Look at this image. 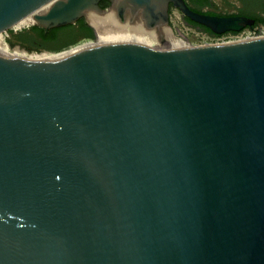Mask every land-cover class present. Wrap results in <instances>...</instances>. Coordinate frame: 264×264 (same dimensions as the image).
<instances>
[{"label":"water","instance_id":"obj_1","mask_svg":"<svg viewBox=\"0 0 264 264\" xmlns=\"http://www.w3.org/2000/svg\"><path fill=\"white\" fill-rule=\"evenodd\" d=\"M101 1L0 0V34L50 3L46 32L129 10L164 43L170 6L216 35L255 23ZM0 264H264V36L45 63L0 50Z\"/></svg>","mask_w":264,"mask_h":264},{"label":"bare ground","instance_id":"obj_2","mask_svg":"<svg viewBox=\"0 0 264 264\" xmlns=\"http://www.w3.org/2000/svg\"><path fill=\"white\" fill-rule=\"evenodd\" d=\"M51 6H52L51 3L47 4L41 9L26 16L25 18L20 20L18 23H16L14 26L8 29H11V28L21 29L23 27L37 24L38 21L35 19V17L46 14L51 8ZM126 12L127 14H125L126 15L125 22L120 21V18L117 16L118 15L117 11L114 9L106 12L104 15H100L96 12H88L87 18L90 24H92V26L97 31V34L99 37L98 42L97 43H93V42L87 43L84 46L74 51H70L67 53H29L28 51L20 47L9 45L5 42L6 39L4 40L3 33L6 32L8 29L4 30L0 34V50L5 51L19 59H22L24 61L31 62V63H45V62L59 59L70 53H73L75 51H78V50H81L87 47L105 44V43L121 42V41L138 42V43L151 47L153 50H159V48H157L159 45V40L161 39L160 34H159V26H156L152 30L146 29L143 25V20L141 19L140 13H138L137 20L135 22L136 24L138 23L139 25L131 26V24H134V23L129 22L130 11L128 10ZM168 28H169V24L160 25L161 33L163 34L164 38L167 41H170L173 44V49L189 47V46H185L181 44L180 41H177L174 35L170 31H167ZM238 41H244V40H235V41H229V42H238ZM229 42H225V43H229Z\"/></svg>","mask_w":264,"mask_h":264},{"label":"rangeland","instance_id":"obj_3","mask_svg":"<svg viewBox=\"0 0 264 264\" xmlns=\"http://www.w3.org/2000/svg\"><path fill=\"white\" fill-rule=\"evenodd\" d=\"M189 0H186V2ZM214 2L217 0H213ZM102 7V6H101ZM103 9H108V5L102 7ZM236 9H227L223 8V13H234L236 12ZM85 20V19H84ZM86 21V20H85ZM87 22V21H86ZM88 24V22H87ZM89 25V24H88ZM92 25V24H91ZM139 25L138 23L131 24V26ZM33 26L36 25H30L27 27H23L21 29L17 28H11L8 29L6 32L3 33V38L5 42L9 45L14 44L18 45L17 47L20 46L18 42H16L17 37H26L28 38V33L32 29ZM95 31V38L94 39H87L83 35L79 36L77 38L76 42L69 45L68 47L62 49V50H53V49H46V50H28L29 53H67L70 51H74L82 46H84L87 43L93 42L97 43L98 42V34L96 29L93 27ZM167 31H170L174 37L177 39V41H180L181 44L185 46H204V45H210V44H217V43H223V42H228L232 40V36L230 34L224 35L222 38L217 37L215 35H210L208 33H205L201 31L198 28L192 27L186 22L185 16L182 14V12L172 6V9L169 12V28ZM29 39V38H28ZM165 39V38H164ZM166 40V39H165ZM161 39L159 40V45L157 48L159 50H172L173 49V44L170 41H165L164 43L160 42Z\"/></svg>","mask_w":264,"mask_h":264},{"label":"trees","instance_id":"obj_4","mask_svg":"<svg viewBox=\"0 0 264 264\" xmlns=\"http://www.w3.org/2000/svg\"><path fill=\"white\" fill-rule=\"evenodd\" d=\"M191 1H199L202 2L204 5L208 4L209 2V0H191ZM102 7L104 6L102 5ZM185 19L186 22L192 27L198 28L201 31L208 33L210 35H216L210 29L191 21L189 18L185 17ZM262 23H264V18H260L257 22V24H262ZM82 35L87 39L95 38L94 29L90 25H88L84 19L79 20L74 25L52 29L48 32H46L44 29L38 26H33L27 35L29 39L21 36L16 38V42H18L20 46L26 47L28 50L35 49L39 51L43 49L45 50L46 48L49 47V45H57L56 48L53 50L58 51L75 43L77 38H79V36ZM39 42L41 43V45H38ZM46 45L48 47H46Z\"/></svg>","mask_w":264,"mask_h":264},{"label":"flooded vegetation","instance_id":"obj_5","mask_svg":"<svg viewBox=\"0 0 264 264\" xmlns=\"http://www.w3.org/2000/svg\"><path fill=\"white\" fill-rule=\"evenodd\" d=\"M187 4L192 10L206 15L219 16V17H231V16L250 17L255 19L254 26L259 25L257 24V22L260 18H264V0H217L215 2L213 0H209L208 4L206 5H204L202 2L199 1L189 0L187 1ZM102 5L103 6L108 5V8L111 6V4L106 0L100 2V6ZM223 8H227L230 10L236 9L237 11L234 13H223ZM171 9L172 6H170L169 12ZM231 33H236V32H231ZM38 45H41V43L39 42ZM56 46L57 45H49L48 47L46 45V47H48L46 49H55Z\"/></svg>","mask_w":264,"mask_h":264},{"label":"built area","instance_id":"obj_6","mask_svg":"<svg viewBox=\"0 0 264 264\" xmlns=\"http://www.w3.org/2000/svg\"><path fill=\"white\" fill-rule=\"evenodd\" d=\"M226 34H232L234 36H232V40L231 41H235V40H245V39H252V38H257V37H262L264 36V23L256 25L254 27H249L244 29L241 32H236V33H226ZM215 35L217 37L222 38L224 35ZM229 42V41H228ZM225 43V42H223ZM217 44H222V43H217Z\"/></svg>","mask_w":264,"mask_h":264}]
</instances>
